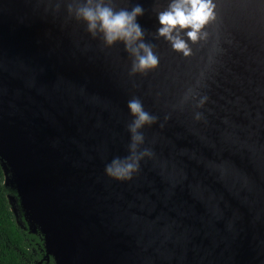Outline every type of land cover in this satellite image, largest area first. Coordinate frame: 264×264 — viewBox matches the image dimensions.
<instances>
[{"label":"water","instance_id":"water-1","mask_svg":"<svg viewBox=\"0 0 264 264\" xmlns=\"http://www.w3.org/2000/svg\"><path fill=\"white\" fill-rule=\"evenodd\" d=\"M167 2L116 0L144 8L160 56L133 87L122 43L101 51L63 10L0 0V166L17 225L42 237L39 264H264V0H216L208 30L223 52L207 125L174 115L146 132L161 137L157 163L130 185L103 177L124 154L127 100L162 116L153 94H174L170 73L203 54L186 61L156 36Z\"/></svg>","mask_w":264,"mask_h":264},{"label":"clouds","instance_id":"clouds-1","mask_svg":"<svg viewBox=\"0 0 264 264\" xmlns=\"http://www.w3.org/2000/svg\"><path fill=\"white\" fill-rule=\"evenodd\" d=\"M37 2L46 13L57 15L63 10L67 19L83 24L101 51L122 43L129 57L128 76L133 87H136V77L158 70L160 56L153 45L145 42L144 31L138 23V18L144 15L140 4L118 7L116 0ZM155 15L159 25L156 36L163 38L173 52L186 61H192L197 51L203 54L186 72L170 73L169 86L176 89L174 94H169L168 87L153 94L154 103H164L166 111L162 116L148 110L139 96L133 95L127 100L131 119L124 125L128 137L124 154L112 155L103 167V177L117 184H132L142 175L145 163L158 162L157 145L161 137L154 132L149 138L148 130L162 131L174 115L185 113L193 124L207 125L216 106L212 93L223 50L212 43L208 30L218 21L216 0H168L166 7L155 10Z\"/></svg>","mask_w":264,"mask_h":264},{"label":"trees","instance_id":"trees-1","mask_svg":"<svg viewBox=\"0 0 264 264\" xmlns=\"http://www.w3.org/2000/svg\"><path fill=\"white\" fill-rule=\"evenodd\" d=\"M15 194L4 185L0 166V264H39L45 255L41 235L21 229L11 211L8 195ZM42 264H54L52 260Z\"/></svg>","mask_w":264,"mask_h":264}]
</instances>
